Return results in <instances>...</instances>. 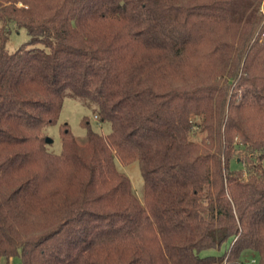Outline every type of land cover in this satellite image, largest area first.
Returning <instances> with one entry per match:
<instances>
[{
  "label": "trees",
  "instance_id": "trees-1",
  "mask_svg": "<svg viewBox=\"0 0 264 264\" xmlns=\"http://www.w3.org/2000/svg\"><path fill=\"white\" fill-rule=\"evenodd\" d=\"M68 92L111 132L65 123L54 154ZM248 255L264 264V0H0V263Z\"/></svg>",
  "mask_w": 264,
  "mask_h": 264
},
{
  "label": "rangeland",
  "instance_id": "rangeland-1",
  "mask_svg": "<svg viewBox=\"0 0 264 264\" xmlns=\"http://www.w3.org/2000/svg\"><path fill=\"white\" fill-rule=\"evenodd\" d=\"M29 39L25 29H20L12 33L8 48L15 50L21 44ZM98 116L95 105L89 102H84L78 98L72 97L68 92L64 98L63 108L58 122L54 125L47 126L44 131L47 137L50 139L47 148L54 154H60L62 151L60 130L61 126L67 123L71 129L72 134L76 137L78 142L83 143L86 141V129L82 125L84 118H87L94 131L108 135L111 132V124L109 122L101 123ZM117 169L127 176L132 184V189L138 200L144 205V179L141 174L139 163L133 162L125 165L120 162L118 158L115 160ZM218 254L217 251L211 250L203 252L202 255ZM17 259H10L8 261L2 260L0 264H18ZM244 264H256L251 256L244 258Z\"/></svg>",
  "mask_w": 264,
  "mask_h": 264
},
{
  "label": "water",
  "instance_id": "water-1",
  "mask_svg": "<svg viewBox=\"0 0 264 264\" xmlns=\"http://www.w3.org/2000/svg\"><path fill=\"white\" fill-rule=\"evenodd\" d=\"M50 141V139L49 138H47V142H49Z\"/></svg>",
  "mask_w": 264,
  "mask_h": 264
},
{
  "label": "built area",
  "instance_id": "built-area-1",
  "mask_svg": "<svg viewBox=\"0 0 264 264\" xmlns=\"http://www.w3.org/2000/svg\"><path fill=\"white\" fill-rule=\"evenodd\" d=\"M95 118L98 119V116H96Z\"/></svg>",
  "mask_w": 264,
  "mask_h": 264
}]
</instances>
